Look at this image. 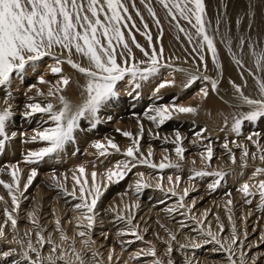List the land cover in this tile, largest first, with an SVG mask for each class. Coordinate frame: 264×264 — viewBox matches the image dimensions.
Here are the masks:
<instances>
[{
  "label": "bare ground",
  "instance_id": "obj_1",
  "mask_svg": "<svg viewBox=\"0 0 264 264\" xmlns=\"http://www.w3.org/2000/svg\"><path fill=\"white\" fill-rule=\"evenodd\" d=\"M128 3L129 12L133 16L137 28L140 29V31L132 29L133 34L136 36V40L148 49V41L140 33L143 31L150 32L153 38V45L157 50L161 45L163 46L164 57L161 60V63L171 64V67H161L159 73L155 76L147 81H142L141 88L137 89L133 93V96L128 95L129 91L132 90L131 86L126 82H121L119 85V99L110 102L101 110L100 117L102 123L98 124L95 128H92L88 120H83L80 129L77 130L75 141L66 145L60 153L53 154L51 157H46L44 161L33 165L25 163L24 160L29 151L38 150L39 148L46 146L45 142L42 141H26H30L34 129L41 126H51V122L43 124V121L46 119L40 117L42 116L40 114H37L32 118H25L22 113L25 110V105L29 102V95L35 97V100L38 102H47L45 97L35 95V89L29 92V88L32 85H36L45 93L47 92L49 85L39 84L34 76L45 66H51L48 63L54 65L55 60L52 57L43 58L37 63L35 71L30 70L23 79H15L11 89L4 88L0 91V108L5 107V102L7 101V103L11 104L14 113L13 117L8 122V132L9 134L12 132L17 133L14 138L7 142L5 151L0 153V169H3V172H0V179L10 182L11 177L8 175V166L16 163L20 169L25 168V170H27L35 167L38 173L36 177H44V181L41 184L33 182L27 191L23 193V196L19 197L20 208L17 212L13 213L18 219V228L16 231H13L9 224V228L6 230L7 239H0V252L15 249V253L10 259L11 262L8 260V264H12L13 260H22L21 253L26 250V247L21 248V246L15 241L22 240L26 246L28 236L21 235V233L22 230L27 232L31 229L32 223L29 219L28 213L34 212L39 221L42 233L46 237L51 236L54 243L61 245L64 249H67L66 246L71 243V240H69L68 243H64L60 239V232L56 230L55 224L56 219L59 218L64 232L70 238H75V248L82 252L84 258L89 256L88 264L100 260L97 256L93 257L92 253L86 254V252L89 251V248H86L85 245L81 243L82 238L76 235L78 229L76 227L75 217L80 215V213L74 210V206L79 201L74 200L70 196H64L62 190L56 186V180L53 179V176L55 175V177L59 178L61 182H65L70 191L73 184L71 178L72 173L75 172L80 165H83L86 169L85 175L89 178L93 170L100 174L97 176V182L99 183L102 180V174L106 169L114 167L117 162L124 161L127 158L122 152L116 153L115 151H112L110 155L101 157L98 155L97 150L92 147V144L97 140L105 141V138H111L121 149H126L131 141L129 138L124 137L121 132H117L116 129L119 128L123 131H130L134 135L137 134L139 132L137 117H139L145 128V132L140 141L141 153L147 156L149 148H151L153 152V156L151 157L152 162L158 164L164 155H168L171 160L177 161L180 164V169L169 168L161 171L158 168L153 169L147 165L137 164V166L131 170L134 171L133 173H136L135 175H127L119 183L110 184L106 189H102L104 191L103 198L101 197L103 199L102 202L107 203L111 200L108 209L109 213L112 214L109 218H98L99 215H97V211L95 210L96 222L103 221L98 223L102 224L112 218L115 219L113 224L110 225L113 227L116 222L121 221L117 218L118 214H127L126 206L138 204V208L132 209V213L135 216L133 224L138 225V221H141L140 225L142 221L146 222L140 227L138 225V232L140 235H144L146 225H152V227H156L158 230L161 229V231L164 229L169 231L167 233L165 232L167 235L161 237L162 240L165 241L163 244L164 248H161V252H158L161 255V258L157 255V257H153V259L149 260V263L150 261L154 262L155 259L163 261V257L166 256V262H163L164 264H167L169 258L166 255L167 244L169 242L172 243V246L174 244V241H171L170 234L176 236L175 245H177L175 248H178L180 244H188L193 240L202 241L204 239L199 233L200 225H198L196 220L192 219V217H195L196 219H204L203 213L207 210L208 216L205 220L204 228L207 229L208 225L211 224L212 231L218 232L216 219L218 216L219 222L223 223L225 227V231L220 233V236L227 239L231 233V224L228 220V216L231 215L241 240L244 239V233L247 232V240L244 241V251L247 253L246 259L248 264H251L252 257H259L257 264H264V242L261 241V236L264 235V208L261 207L258 195L249 197V199L252 200L251 204L245 203V198L237 191L239 187L237 188L234 186L235 184L241 186L244 182L255 183V181L251 179L255 167L264 165H261L258 159L252 160L249 158L248 167L243 168L241 166L242 149L236 147V145L232 143V141H235L237 144L247 146L250 152L255 151V145L246 140L245 137L256 131L261 133V143L264 144V118L257 121L255 124L245 122L242 127V135L240 136H237L231 131L233 116L237 112L247 110V106L236 107L239 102L235 89L232 86V82L242 85L244 80H247L248 87L245 89L246 94L256 95L253 78L248 73L249 69H254V58L251 56L250 51L247 48H245L244 51H241L238 46L237 38L242 35L248 36L250 34L253 42H259L264 45V0H205L207 11L206 19L210 22L211 27L209 32L215 36L218 58L221 64L219 70L216 69L215 65L212 63L211 53L206 49L193 51L195 42L190 43L185 34L175 27V22L167 16L166 10L159 5L157 0H150V3L155 9L157 17L161 22L159 26H157L155 20L149 15L145 6L140 3V0H135L136 8L131 7V0H128ZM136 9H139L141 12V15L144 18L143 23L141 22L140 17L135 15ZM218 19L219 25H217ZM236 21L240 22L239 25L236 24ZM144 23L148 24L147 30L144 29ZM249 23L253 25L252 28L247 26ZM181 24L188 30L194 31V29H191V26L186 22L181 21ZM129 25H131V22ZM229 39L232 42L231 52H229V46L227 43ZM148 50L151 51V49ZM133 52L138 60L143 58L142 53H140L139 49H136L134 46ZM233 53L236 55L237 59H241L244 63L243 69H241L240 65L234 62ZM200 55L205 57V61H200ZM44 62L45 65L43 64ZM204 62H206L208 66L206 74L213 79L218 80V91L210 92L206 99L201 100L197 93L199 92V89L205 85V81L198 80L189 88H184L183 84L186 82L187 73L194 72L198 67L200 72L204 71L202 67ZM177 69H185L186 71L181 72ZM63 70L64 74L71 77V83L65 89L63 94L72 105H77L82 101L81 85L85 82V78L67 64L63 65ZM241 73H243V79ZM256 74L260 75L259 72ZM58 78V75H53L47 80L54 84ZM172 79L175 80V85L167 86L162 89L160 92L162 99H155L153 92L156 86L162 80ZM9 91L12 92L10 100L6 95ZM26 93L27 95H25ZM136 93H139L138 98H134ZM194 94H196L194 101H190V103H187L186 105L197 107L198 111L195 114H180L174 116L172 120L165 122L167 125L166 127L161 128L162 130H159L153 123L146 120L143 116L144 111L153 104L177 103L179 100H187L189 98L188 96ZM48 99H51L57 108L60 107L55 98ZM226 118L227 126L225 125ZM205 129L207 131H203ZM149 130H151V132H149ZM177 131H179L182 137H184L183 147L186 151L183 160H180L176 156L175 145L170 142L174 139V134ZM197 132H202L204 138H197ZM157 133L159 134L158 136L156 135ZM209 135L214 137L211 140H204ZM164 137H168V142L165 141ZM226 138L229 142V148H231L232 153L236 156L235 164L232 163L228 151L223 148ZM208 144L212 145L214 152L210 168H206V165L201 163L200 159V153L205 151ZM193 161H195V164H193ZM98 162H101V164L92 167ZM63 163H66V166L60 168ZM2 165L6 166L1 168ZM194 168L211 171L224 170L227 173L225 180L226 183L220 185L215 191H212L206 186V184L213 183L216 178L213 176H205L196 177L197 179L190 180L189 177L194 175ZM64 170L66 171L64 172ZM138 173H143V178H141ZM151 173H157L161 177L163 174L166 179L170 175L173 177L174 183L173 185H170L168 182L162 184L161 181L163 188V190H161V188L156 187L157 179L152 183L147 181V178ZM180 174L184 180L183 184L180 183L175 185V177L177 175L180 176ZM65 175L68 177L66 181H64ZM26 177L27 176L22 175V183L26 182ZM260 178L264 177H259L257 179ZM204 179H206L205 184H201L200 181ZM138 180H142V182L148 183L151 186L142 189L138 194L135 191V184ZM227 181H230L233 184L228 186ZM44 182L47 184L44 185ZM173 186H175V190L180 194L183 193L185 188L189 189L190 194H195L192 195L190 200H187L189 195L185 197L184 203L187 205L186 208H179V197L173 196L172 193L168 191V189ZM224 186H226V190L223 189ZM218 189L222 192H216ZM224 192H226V194L231 193V196L219 199ZM50 193H53L54 195L53 200H50V197L53 195L48 197ZM0 196H4L8 207L11 208V197L7 195V190L4 189L3 185H0ZM142 199L145 200V202H143ZM229 199L233 201L231 205L227 204ZM193 201H195V204L199 203V210H197V207L192 206ZM201 202L202 204H205V206L200 205ZM240 205H243L242 208L247 207L248 211L246 213H236L239 209L237 207ZM4 207V201H0V223H3L6 219L3 214ZM169 209H175V211L170 212L168 211ZM71 212H74V214H71ZM250 216V220L256 219L251 227H247L246 219ZM42 217H44L45 221L43 224H41L43 221ZM51 223H53V226H50ZM125 224H127L126 221L122 220V223L117 226L115 225L112 229L114 232L111 233V236H119L120 234L118 233L120 232L118 231L121 230L128 232V229H126L128 225L123 228ZM182 225H187V227H182ZM47 226L48 229L43 231ZM118 226L121 227L118 228ZM239 226L241 227L238 229ZM35 232L31 233L32 242L39 248ZM249 235L255 236V238L250 241L249 239L251 237ZM14 237L15 240L13 239ZM150 239L151 237L147 240ZM92 240L95 243L90 245V250H95L98 255L103 253L101 252V249L105 250L103 255L106 254V256L104 258L103 256L100 257L102 264H108L105 259H107L109 251L113 249L114 258L120 260L118 264H136V262L132 260V255H128V252L123 249L126 244L122 248H119V244H116L113 241L108 243L103 238L99 239L96 237ZM147 240L143 237V240L135 239L134 242H139V248L147 250V248L150 247L144 245L148 242ZM2 245L4 246L3 249H1ZM44 246H47L46 251L42 252L41 248L39 250L41 257L46 258L50 253L52 245L45 244ZM98 246L101 247L98 248ZM156 246L158 247L159 245ZM218 247L219 246L214 243L203 245L198 249L189 247L193 252L195 251V256L192 257V254H189V256L187 255V257H184L180 256L178 253V256H172L171 259L173 260V264H177L175 258H177V260L180 258L183 259L181 264H186V260H191V263L198 260V264H228V253L224 251H213V249H217ZM201 249L204 250L201 251ZM69 250L70 248L68 247L67 251L69 255H71V250L70 252ZM200 252L205 253L204 258L203 256L199 257ZM30 255L32 256V253H30ZM223 256L226 258H222ZM235 256L234 259H236L237 264H239L240 252L238 249L236 250ZM210 257H212L213 261H208ZM223 261L227 262L224 263ZM2 262L3 257L0 256V264H2ZM21 264H26V262L22 261ZM58 264H62V262H58Z\"/></svg>",
  "mask_w": 264,
  "mask_h": 264
},
{
  "label": "snow or ice",
  "instance_id": "obj_2",
  "mask_svg": "<svg viewBox=\"0 0 264 264\" xmlns=\"http://www.w3.org/2000/svg\"><path fill=\"white\" fill-rule=\"evenodd\" d=\"M159 5L166 10V14L175 22V27L185 34L190 43H194L193 51L206 49L211 53L212 63L216 69L221 68L218 58V51L215 43V36L209 32L210 22L206 20L207 11L205 0H157ZM140 3L145 6L149 15L155 20L157 26L160 25V20L157 17L155 9L152 7L150 0H140ZM131 7L136 8L135 0H131ZM135 15L140 17L141 22L144 18L139 9H136ZM181 21L186 22L191 26L190 31L185 28ZM131 22V25H129ZM239 21L236 24L239 25ZM219 25V19L217 20ZM252 28L253 25H247ZM132 29L140 31L137 28L133 16L129 12L128 0H0V91L4 88L11 89L15 79H23L28 72L35 71L37 63L45 57H52L55 60L54 65L50 66V71L53 75H58L55 83L46 80L43 75L38 77V82L41 85H49L45 93L36 85L29 88V92L35 89V95L45 97L47 102L41 103L35 100V97L29 95V102L25 105V110L22 115L25 118H32L37 114L46 116L47 120L43 124L51 122V126L38 127L33 130V135L30 141L26 142H45L46 146L38 150L29 151L24 160L29 165L38 164L44 161L46 157H51L53 154L60 153L66 145L75 141L77 130L81 127L83 120H88L92 128L102 123L100 113L110 102L118 100L120 97L119 85L121 82H126L131 86V91L128 95L133 96V93L141 88V82L147 81L151 77L159 73L161 67H171V64H162L161 60L164 57V49L161 45L157 48L153 45V38L150 32L143 31L140 34L148 41V49L142 46L133 34ZM144 29H148V24L144 23ZM127 30V31H126ZM162 37V29H161ZM238 46L241 51L247 48L251 56L254 58V69H249L248 73L252 76L255 84L256 95L246 94L245 89L248 87V81L236 84L232 82V86L237 94L238 105L247 106V110L237 112L233 116L231 124V131L237 136L242 135V127L245 122L255 124L257 121L264 118V45L259 42H253L251 35L239 36L237 38ZM229 52L231 49V40L227 41ZM133 46L139 49L143 58L137 59L133 52ZM233 60L244 68V63L241 59H237L233 53ZM200 61H205V57L200 55ZM67 64L72 69L76 70L85 78V82L81 85L82 101L77 105H72L71 102L63 94L65 89L71 83V77L64 74L63 65ZM204 69L200 72L199 67L194 72L187 73L186 82L183 84L184 88L191 87L196 81L203 80L205 85L199 89L197 95L201 100L206 99L210 92L218 91V80L213 79L207 75L208 66L204 62L202 64ZM184 72L185 69H177ZM259 72L260 75L256 73ZM243 79V73H241ZM175 80H162L154 89L153 96L155 99H162L160 92L167 86H174ZM8 99L12 97V92L7 94ZM27 95V93L25 94ZM139 93H136L134 98H138ZM48 98H55L60 107ZM6 106L0 108V153L6 149L7 142L14 138L17 133L8 132V122L13 117V109L11 104L5 102ZM198 111L197 107L191 105L177 104H153L146 111L143 116L146 120L153 123L157 128L170 121L174 116L180 114H195ZM110 119V117H109ZM137 124L139 132L133 134L130 131H123L119 128L117 132L130 139V144L126 149H121L120 146L111 138H105V141L97 140L92 144V147L97 150L101 157L110 155L112 151L121 153L127 158L124 161L117 162L112 168L106 169L102 174V180L98 183L97 176L100 175L97 171L91 172L90 178L86 176V169L80 165L75 172L72 173V187L69 191L65 182L55 175L53 179L56 180V186L62 190L65 196H70L79 202L75 204L74 210L80 215L75 217L76 227L78 229L76 235L81 239V243L89 248L95 242L91 239V233L96 223L97 203L103 196L104 191L110 184L119 183L128 173L137 166V164L147 165L153 169H180V164L177 161L171 160L168 155H164L162 160L157 164L152 162V149L149 148L147 156L140 151V141L145 132L144 124L140 118L137 117ZM227 126V118L225 119ZM203 131H207L206 129ZM151 132V130H149ZM159 135L158 133L156 134ZM197 138L203 139L202 132L196 133ZM168 142V137H164ZM255 145L256 150L251 151L243 144H237L232 141L236 147L242 149L241 166L248 167V159L259 160L261 165H264V144L261 143V133L252 132L245 137ZM184 137L179 131L175 132L174 139L170 142L175 145L176 156L184 159L186 149L183 147ZM195 143V141H194ZM230 155L233 164L236 163V156L229 148L227 138L223 144ZM214 152L211 144H208L205 151L200 153L201 163L206 165V168L211 167ZM195 164V161H193ZM3 172V169H0ZM193 176L189 179L193 180L196 177L213 176L216 179L209 184V189L215 191L225 179L227 173L224 170L211 171L205 169H193ZM37 169L33 167L30 174L26 177V182L22 183V173L18 165L12 164L8 166V175L11 181L0 179V185H3L7 190V195L11 197V208L8 207L4 196H0V201H4V216L6 219L0 225V239H7L6 226L10 224L13 231L18 228V219L13 213L20 208L19 197L27 191L32 185L34 178L37 176ZM143 178V173H138ZM264 166L255 167L251 179L255 183L244 182L238 192L245 198V203L251 204L252 200L249 197L259 196L261 207L264 208ZM67 175L64 176V181L67 180ZM163 177L157 180L156 187L162 188ZM181 177H175V185H178ZM167 181L173 185V177L168 176ZM148 183L142 180L136 181L135 191L139 194L142 189L150 187ZM173 196L179 197L178 207L186 208L184 203L185 197L189 195V189L185 188L180 194L175 190V186L168 189ZM231 196V193H227ZM233 201L229 199L228 205ZM192 206H195L193 201ZM138 204L126 206L127 214H118L119 220L126 221L129 226L127 233H118L120 235L128 234L134 236L136 240H143V236L138 232V225L133 224L135 216L132 213L133 208H138ZM172 212L175 209H169ZM190 211V209H189ZM230 211V209H229ZM29 219L37 231V244L39 248L32 242L31 233H26L28 240L26 246L22 240L15 242L25 248L22 251L21 259L26 264H85L84 255L81 251L75 248V238H70L61 227V220L56 219V230L60 232V239L68 244L71 249L69 255L67 249L61 245L53 242L51 236H45L40 229L39 221L34 212L28 213ZM208 211L203 213L204 219L196 220L200 225L199 233L204 239L202 241H190L188 244H180L181 249L186 248H201L203 245L214 243L219 247L213 251H224L228 253V264H237L234 259L236 250L240 252L239 264H248L246 259L247 253L244 251V241L247 240V232L244 233V239L241 240L237 233L235 222L231 215L228 220L231 224V233L227 239L220 236V233L225 231L223 223L219 222L217 216L218 232L212 231L211 224L207 229L204 228L205 220L207 219ZM187 227V225H182ZM171 241L176 240L174 234H170ZM86 238V239H85ZM107 238V236H105ZM15 240V237L13 238ZM261 241L264 242V235L261 236ZM132 241H128L131 243ZM123 243V242H122ZM150 243V242H149ZM45 244L52 245L49 255L46 258L41 257L40 248ZM173 252L172 243L167 244L166 255L169 257L167 264H173L171 253ZM15 249L0 252L3 257L2 264H8V258L12 257ZM35 253V259L30 255ZM97 253L93 252V257ZM141 255L157 257V249L154 245L141 250L133 255L132 258H139ZM114 259V249L110 250L107 256L108 264H112ZM259 257H252L251 264H257ZM12 264H20V261L13 260ZM102 264V262H98ZM153 264H164L160 259H155ZM186 264H191V261L186 260Z\"/></svg>",
  "mask_w": 264,
  "mask_h": 264
},
{
  "label": "rangeland",
  "instance_id": "obj_3",
  "mask_svg": "<svg viewBox=\"0 0 264 264\" xmlns=\"http://www.w3.org/2000/svg\"><path fill=\"white\" fill-rule=\"evenodd\" d=\"M245 1H247V0H245ZM135 19V18H134ZM207 20V19H206ZM208 21V20H207ZM130 23V22H129ZM211 29V27H210V24H209V29L208 30H210ZM44 65H45V62L43 63ZM49 65H51L52 66V64L51 63H48ZM42 71V72H41ZM41 71H39V72H37V74L34 76V78L35 79H37V81H38V77L39 76H41V75H43L44 77H45V79L47 80V79H50L52 76H53V74L51 73V71H50V66H45L43 69H41ZM38 73H42V74H38ZM32 76V75H31ZM201 82V81H200ZM221 82V81H220ZM195 96H196V94H194V95H192V96H188L189 98L187 99V100H185V101H182V100H179L178 102H177V104H183V105H186L187 103H190V101H194V98H195ZM40 116V115H39ZM40 117H42L43 119H46L47 120V117L46 116H40ZM176 118V117H175ZM166 123L164 124V125H162L161 127H159L158 129L159 130H162L161 128H164V127H166ZM214 136H212V135H209V136H207L204 140H211L212 138H213ZM208 138V139H207ZM184 143V142H183ZM81 154V153H80ZM17 164V163H16ZM64 164V165H63ZM62 165H61V167L60 168H63L64 166H66V163H63ZM99 164H101V162H98V163H96V164H94L92 167H96V166H98ZM4 166H6V165H2L1 166V168H3ZM30 171H31V169H27V170H25V168H21V173H22V175L23 176H27V174H30ZM66 170H64V172H65ZM134 171H130L129 173H128V175L129 176H133V175H135L136 173H133ZM170 176V175H169ZM159 177L161 178V176H159L157 173H151V174H149V177L147 178V181L148 182H153L154 180H158L159 179ZM162 177H163V179H162V184H164L165 182H168L167 181V179L165 178V175H163L162 174ZM180 177H181V180H180V182H179V184L180 183H182L183 184V177L181 176V174H180ZM197 179V178H196ZM226 177H225V179L221 182V184L220 185H222V184H225L226 183ZM44 181V177H35L34 178V180H33V182L34 183H36V182H38L39 184H41L42 182ZM205 181H206V179H204V180H201L200 181V183L201 184H205ZM46 182H47V180H46ZM46 182H44L43 184L44 185H46L47 183ZM227 184H228V186L229 185H232L233 183H231L230 181H227ZM208 185H209V183H207L206 184V186L208 187ZM239 184H235L234 186H236L237 188L239 187L240 188V185L238 186ZM113 186V185H112ZM223 189H225L226 190V186H224V188ZM216 192H218V193H220V192H222V191H220V189H218ZM215 192V193H216ZM51 195H53V193L51 194L50 193V195L48 196V197H50ZM192 195H195V194H190L189 193V196L187 197V200H190L191 199V197H192ZM65 196V195H64ZM228 195L226 194V192H224L223 193V195H221V197L219 198V199H221L222 197H227ZM102 198H103V196H102ZM102 198H100V200L98 201V203H97V208H96V211H97V215H99L98 216V218L99 217H111V214L112 213H109V209H108V207L110 206V203H111V200H109L107 203H105V202H102L103 201V199ZM54 199V195L53 196H51L50 197V200H53ZM142 201L143 202H145V200H143L142 199ZM209 201V200H208ZM207 203V202H206ZM198 204L199 203H196L195 204V206L194 207H197V210H199L200 208L198 207ZM200 205H202V206H205V204H202V202L200 203ZM243 207V205H240V206H238L237 208H239L238 209V211L236 212V213H238V212H247L248 211V209H247V207L246 208H242ZM74 214V212H71V214ZM42 219H43V221H42V223L41 224H43L45 221H44V217H42ZM251 219V216L250 217H247V219H246V221H247V224H246V226L247 227H251L252 226V224L254 223V220L256 219H253V220H250ZM1 220V219H0ZM115 221V219H109L106 223H102V224H98V223H101V222H103V221H97L96 222V224L94 225V228H93V230H92V233H91V237H92V239H95L96 237H98L99 239H101V238H103V239H105L108 243H111L112 241L113 242H115L116 244H119V248H122L125 244V247H123V249L126 251V252H128V255H132V257H133V255L135 254V253H137V252H141V250H145V249H141V248H139V246H140V244H139V242H134V240H135V237L134 236H131V235H128V234H123V235H119V236H111V233H113L114 231H112V229L114 228V226L116 225H119L120 223H122V220L121 221H118V222H116L114 225H113V227H111L110 225L111 224H113V222ZM248 221H250V222H248ZM140 222L141 221H138V225H139V227L141 226V225H143V224H145L146 222H143L142 221V223H141V225H140ZM4 223V222H3ZM2 222L0 223V225H2L3 224ZM40 225V224H39ZM189 225H191V224H189ZM50 226H53V223H51L50 224ZM49 226V227H50ZM127 226V224H125L124 226H123V228L124 227H126ZM121 226H118V228H120ZM241 226H239L238 227V229L240 228ZM9 228V225L8 226H6V229L5 230H7ZM33 229V230H32ZM48 229V226L47 227H45V229L43 230V231H46ZM126 229H129V227L127 226L126 227ZM36 231V227L35 226H31V229L29 230V231H23L22 230V233H21V235H26L25 233H34L35 231ZM103 231H104V233H103ZM24 232V233H23ZM118 232H123V233H127V232H124V230H121V231H118ZM153 232H155V233H153ZM165 232L167 233V232H169L168 230H166V229H164V230H162L161 231V229H157L156 227H152V225L150 226V225H146V227H145V229H144V235H143V237H145V239L147 240L148 238H150L151 237V239L150 240H147L148 242H146L144 245H146V246H152V245H154L155 247H156V249H157V253L158 252H161V248H164L163 246V244H164V242L165 241H163L162 240V236L163 235H167V234H165ZM102 233V234H101ZM8 234H10V233H8ZM103 236H107V238H105V237H103ZM251 238L249 239V237H248V239L251 241V240H253L254 238H255V236H251V235H249ZM180 237V236H179ZM178 237V238H179ZM159 238V239H158ZM124 241H132L131 243H128V242H124ZM162 241V242H161ZM59 242V241H58ZM123 242V243H122ZM150 242V243H149ZM154 242H156V243H154ZM175 242L176 241H174V244H173V249H174V252H172L171 253V257L172 256H178V253H179V255L180 256H186L187 257V255L189 256V254H192V257L193 256H195L196 254H195V251L193 252L190 248H186V249H181L180 247H178V248H175L176 247V245H175ZM121 243V244H120ZM46 245H48V244H46ZM156 245H159L158 247L156 246ZM3 245L1 246V249H3ZM101 246H98V248H100ZM46 248H47V246H44L43 248H41V251L42 252H44V251H46ZM66 248L68 249V246H66ZM71 250V249H70ZM70 250H69V252H70ZM202 250H204V249H201V251ZM104 249H101V252H103L104 253ZM93 252H95V250L94 251H92V250H89V251H87L86 252V254H93ZM95 253H97V252H95ZM103 253H101V254H97L96 256L97 257H99V259L100 260H98V261H96L95 263H91V264H98V262H101V256H103V258L106 256V254H104L103 255ZM34 254V255H33ZM182 254H184V255H182ZM158 255V257L159 258H161V255L158 253L157 254ZM32 256H33V259H35V253H32ZM200 256H203V258L205 257V253H199V257ZM206 256H209V255H206ZM215 256V255H214ZM88 257L89 256H87V257H85L84 258V260H85V263H89V261H88ZM222 258H226L225 256H223ZM235 258H236V256H235ZM11 259V257H9L8 258V260H10ZM151 259H153V257L152 256H145V255H141L139 258H132V260L134 261V262H136V264H153V261H150V263H149V260H151ZM166 259H167V257L166 256H164L163 257V261L164 262H166ZM105 260H107V259H105ZM23 260H21L20 261V264H21V262H22ZM119 259L118 258H114V260H113V262H112V264H118L119 263ZM175 261L177 262V264H181L182 262H183V259H178L177 260V258H175ZM188 261H191V260H188ZM208 261H213V259H212V257H210L209 259H208ZM10 262H11V260H10ZM201 262H202V260H201ZM224 263L225 262H227V261H223ZM223 262H221V263H223ZM199 263V261L197 260V261H195V262H192L191 264H198ZM228 263V262H227Z\"/></svg>",
  "mask_w": 264,
  "mask_h": 264
}]
</instances>
